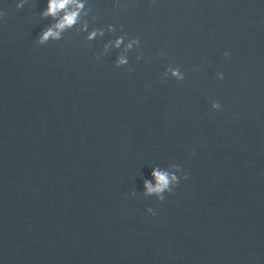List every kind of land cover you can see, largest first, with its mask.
<instances>
[{"label":"clouds","instance_id":"1","mask_svg":"<svg viewBox=\"0 0 264 264\" xmlns=\"http://www.w3.org/2000/svg\"><path fill=\"white\" fill-rule=\"evenodd\" d=\"M28 0H20V3L16 5V7L22 8ZM84 8V3L82 0H47L46 8L41 12V16L43 18L51 17L55 23L46 27L42 30L38 37V44L45 45L47 42L51 41H59L62 39V34L72 27H74L80 18L81 11ZM5 15L0 12V17ZM86 29V25H85ZM111 30V29H110ZM103 35L102 32L93 30L88 34L87 39L92 40L95 39L97 35ZM124 43L123 37H118L114 44L112 45L115 48H119L121 44ZM134 45H140V40L138 38L131 39L127 45H125V49L132 50ZM107 45L105 48L107 49ZM224 56L227 58L228 53L225 52ZM139 59V56L137 57ZM129 60L125 55H121L117 58L115 67L120 68L122 66L128 65ZM167 72H170L172 78L177 81L184 80V74L180 71V69L169 67L166 69ZM218 79H223V73H217ZM166 79V78H165ZM212 109L220 110L221 105L218 101H214L211 105ZM174 171H168L166 169L153 168L151 173V180L146 179L144 181V196H155L158 201H163L165 199L164 194H171L173 189L179 184L181 179H187V174L182 172V169L179 165H173ZM177 173H180L178 176ZM154 181V182H153ZM134 195V193H133ZM152 215H155V212L152 208L147 210Z\"/></svg>","mask_w":264,"mask_h":264}]
</instances>
